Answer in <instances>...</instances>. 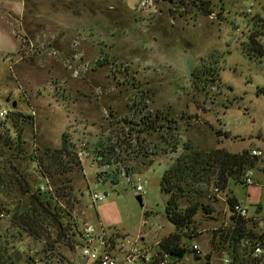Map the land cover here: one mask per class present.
<instances>
[{"label":"rangeland","instance_id":"obj_1","mask_svg":"<svg viewBox=\"0 0 264 264\" xmlns=\"http://www.w3.org/2000/svg\"><path fill=\"white\" fill-rule=\"evenodd\" d=\"M253 32L264 44V0H0V112H9L0 118V162L12 161L38 191L45 179L32 155L61 148L64 136L74 150L85 144L91 156L61 176L71 196L49 180L60 214L69 208L79 223L116 226L155 244L175 232L161 181L177 160L216 148L259 150L252 185L230 180L215 195L213 187L205 192L192 184L194 177L192 187L180 183L181 208L200 202L213 212L200 210L182 237L201 254L188 249L178 263L231 264L230 243L219 236L234 217L227 197L245 204L249 228L264 233V56L243 50ZM211 63L220 82L197 89L192 73ZM111 145L116 155L101 165L97 153ZM139 183L143 192L135 189ZM93 191L106 200L93 204ZM3 201L10 211L0 218L5 264H56L45 238L12 226L28 196L14 187ZM48 231L54 240L56 229ZM54 245L59 255L67 251L63 241ZM236 255L249 258L239 247Z\"/></svg>","mask_w":264,"mask_h":264},{"label":"trees","instance_id":"obj_2","mask_svg":"<svg viewBox=\"0 0 264 264\" xmlns=\"http://www.w3.org/2000/svg\"><path fill=\"white\" fill-rule=\"evenodd\" d=\"M205 13L207 12L205 11ZM260 37L259 33L253 32L249 35L247 43H243V50L250 58H261L264 56V44L260 43ZM192 77L193 84L200 90H204L209 86L213 87L214 82L219 83L221 80L219 68L212 63L210 65L202 64L198 66L192 73ZM19 135L20 131L18 138L20 137ZM225 135L227 136L228 134L226 133ZM18 149L21 150L19 147ZM18 149L16 150L18 151ZM189 149L191 150V148ZM114 155H116L115 147L111 145L103 150H99L96 157L101 165H105L110 164V160ZM31 159L36 164L35 170L42 177L49 180H57L62 185V195L64 197L71 196L73 188L66 186V180H62L61 176L72 172L74 167L82 165L77 159L74 146L68 142L66 136L63 137L61 148L41 147L39 153L33 154ZM258 160L259 158L253 156L247 148L243 149L240 153H230L224 148H216L208 154L195 151L194 155L177 160L175 166L170 167L165 172L161 181V189L168 196L165 207L166 216L169 222L173 224L175 232L159 242L160 248L178 260L182 259L188 253V249L182 244V237L185 235L184 231L192 230L195 216L200 210L207 214L213 212L210 205L200 202L181 208L179 200L185 193L184 188L180 184L181 182L185 181V183L189 184V180L194 177L192 184L198 183V187L201 190L207 192L209 187H213L224 192L227 190L230 180L242 184L244 173L248 169L253 168ZM199 174L208 176L194 181L195 177H197L196 175ZM99 175L103 174L100 173ZM67 182H70V179ZM192 184H189V186L192 187ZM14 187H17L18 192L21 194L28 196L29 205L27 210L13 213L11 217L12 226L17 227L36 239L45 238L48 241L46 245L49 248L54 249V244L60 241H63L68 247H72L73 240L67 236L72 229L68 216L70 212L61 211L62 213L60 214L58 210H61V208H58L57 204L53 203V197H50L46 193L32 191L31 184L25 173L19 171L18 167L14 166L10 160L0 162V218L4 212L10 214V211L5 207L3 196L10 195ZM237 201L234 196L227 197L229 207L233 208ZM67 203L68 207L72 205L69 200ZM146 216L148 217V214ZM63 217H67V222H63ZM250 221L251 219L246 220L234 216L232 225L226 226V228L219 232L221 233L219 235L220 238L222 234H225V239L230 243L231 264H244L245 260H239V257L236 255L238 247L243 248L241 240L245 237L252 238L260 235L254 233L249 228ZM49 226L56 229V238L54 240H50L51 233L48 231ZM245 262L246 264L253 263L250 253L249 258ZM5 263V258L1 254L0 264Z\"/></svg>","mask_w":264,"mask_h":264},{"label":"built area","instance_id":"obj_3","mask_svg":"<svg viewBox=\"0 0 264 264\" xmlns=\"http://www.w3.org/2000/svg\"><path fill=\"white\" fill-rule=\"evenodd\" d=\"M8 115L9 112L6 110L0 112V118H7ZM251 154L256 157L262 156V152L259 150H252ZM76 155L82 165L91 156V152L85 148V144H80L76 150ZM44 179L45 183L39 186L38 192L50 194L52 192L50 191L49 179ZM102 179L105 180L104 177ZM138 181L140 182L141 179ZM243 183L245 185L254 184L252 169H248L244 173ZM143 185L144 183L137 184L135 186L136 191L143 192ZM218 192L219 189L215 188L214 194L217 195ZM106 198L105 192L93 191L90 193L93 204L103 202ZM63 211L70 212L68 216L72 229L67 236L72 238L73 246L67 247V251L59 255L55 253V248H49L45 244L48 257L56 255L58 259L56 264H179V260L164 252L158 242L155 244L147 243L140 236L129 235L119 227L108 226L101 222L84 221L79 223L78 217L69 208H64ZM232 213L236 217L250 219L249 210L243 203H236ZM227 226L229 225L227 224ZM193 239L191 237L189 240L192 241ZM241 246L250 253L253 259L252 264H264V233H260L257 237L243 238ZM186 248L196 255L201 254L199 246L194 242ZM31 264H38V262Z\"/></svg>","mask_w":264,"mask_h":264},{"label":"water","instance_id":"obj_4","mask_svg":"<svg viewBox=\"0 0 264 264\" xmlns=\"http://www.w3.org/2000/svg\"><path fill=\"white\" fill-rule=\"evenodd\" d=\"M16 106V104H13V107H15ZM137 200H138V202H139V204L142 206L143 204H142V197L141 196H137Z\"/></svg>","mask_w":264,"mask_h":264},{"label":"crops","instance_id":"obj_5","mask_svg":"<svg viewBox=\"0 0 264 264\" xmlns=\"http://www.w3.org/2000/svg\"><path fill=\"white\" fill-rule=\"evenodd\" d=\"M3 1V0H2ZM260 213H258V215H261V209L259 208ZM227 225V224H226ZM260 225H264V223L262 224V222H260Z\"/></svg>","mask_w":264,"mask_h":264}]
</instances>
